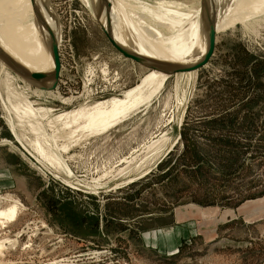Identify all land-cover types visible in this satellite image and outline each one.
I'll use <instances>...</instances> for the list:
<instances>
[{
  "label": "rangeland",
  "instance_id": "obj_1",
  "mask_svg": "<svg viewBox=\"0 0 264 264\" xmlns=\"http://www.w3.org/2000/svg\"><path fill=\"white\" fill-rule=\"evenodd\" d=\"M118 2L117 26L153 49ZM50 3L61 26L57 87L42 90L0 60L10 180L0 209L18 211L0 221V264H264V12L219 31L198 71L168 75L124 58L87 0ZM210 43L200 38L169 65L198 64ZM176 225L186 235L169 251Z\"/></svg>",
  "mask_w": 264,
  "mask_h": 264
},
{
  "label": "bare ground",
  "instance_id": "obj_2",
  "mask_svg": "<svg viewBox=\"0 0 264 264\" xmlns=\"http://www.w3.org/2000/svg\"><path fill=\"white\" fill-rule=\"evenodd\" d=\"M87 1L90 3L97 17L99 0ZM237 1H228L225 4V10L218 12L215 9L217 8L216 2H219V0L204 1L205 3L201 7L203 8L202 10L199 7L201 5L197 9L185 4L176 6L171 2L160 1L158 5H162V9L149 5L150 3L140 5L136 3V5L128 0H119L118 5L121 8L129 4L130 9L126 13L129 14L131 20L147 37L148 48H153L148 50L142 49L135 42L137 40L134 37L131 26L127 22L124 21L123 24V20L120 18L122 23L119 24L120 26H117V12L111 6L112 0L105 1L104 7L107 9V14H104L103 20L107 23L108 29L114 38L129 52L169 65L188 55L192 46L200 38L210 36L208 19L204 13V5L209 8L211 18L215 23L216 32L225 30L231 24L238 21V19L252 18L256 14L264 12V0H240L236 4ZM45 3L50 13L49 19L47 18ZM50 4V0H0V16L4 15L6 18L4 19L11 22L9 25L0 24V49H4L8 55L14 57L13 59L16 61V64L4 59L2 56H0V60L6 66L9 64L8 67L10 69L25 78L30 84L33 80L40 81L41 84L47 86L53 82L55 77L56 66L52 52L54 47L59 46L61 26L58 15ZM233 5H235V8L222 19V16ZM165 10L171 12L165 14ZM176 11L180 13H175ZM150 12H159L160 15L156 16L160 20L157 18L158 22H154L153 20L157 19L150 17ZM174 13L175 16H173ZM145 23L149 24L150 27ZM200 28L201 30L198 31ZM179 50L183 51L166 61H158L164 56L177 53ZM24 63L32 66L31 68L35 71L38 70L41 77L37 78L18 66V64ZM16 211V204L10 205L7 209H0V221L5 218L6 220L13 218L16 215ZM3 242L0 241V250L4 247Z\"/></svg>",
  "mask_w": 264,
  "mask_h": 264
},
{
  "label": "water",
  "instance_id": "obj_3",
  "mask_svg": "<svg viewBox=\"0 0 264 264\" xmlns=\"http://www.w3.org/2000/svg\"><path fill=\"white\" fill-rule=\"evenodd\" d=\"M106 0H99V6H98V14H97V19L99 21V24L101 25L102 30L104 31L105 35L109 39V41L112 43V45L115 47V49L126 59L132 60L138 64L143 65L144 67H147L148 69H155L159 71H163L167 73L168 75H173V74H179V73H185V72H191V71H198L200 68L205 66L209 60L211 59L216 43V28H215V23L211 18L209 8L204 5L205 9V14L208 19L209 23V29H210V35H211V43L208 47V51L205 53L201 61L194 65V66H170L164 62H157L153 61L151 59H148L146 57L139 56L133 52H129L127 49H125L112 35L110 30L108 29L107 23L104 22L103 17L104 14H107V9L104 7ZM45 8L47 12V18H50V13L49 10L47 9L46 3H45ZM53 58L55 62V77L53 80V83L50 85L45 86L44 84H41L40 81H33L32 84L35 85L36 87L41 88L42 90H54L57 87V84L60 79V73H61V61H60V52L58 49V45L53 48ZM0 56H2L4 59L9 60L12 63H15L3 50L0 49Z\"/></svg>",
  "mask_w": 264,
  "mask_h": 264
},
{
  "label": "crops",
  "instance_id": "obj_4",
  "mask_svg": "<svg viewBox=\"0 0 264 264\" xmlns=\"http://www.w3.org/2000/svg\"><path fill=\"white\" fill-rule=\"evenodd\" d=\"M8 172L7 170H4L2 168H0V175L2 177H0V189L4 188L5 185H7V183H9V177H6L8 176ZM9 180V181H8ZM185 229L176 225L174 227L171 228V230L166 234L164 235V242H163V246L167 248V250H171V248L173 249L174 247H178L177 245L178 242H180V239L181 238H184L185 236ZM166 236V237H165ZM170 243H171V246H170ZM170 246V247H169Z\"/></svg>",
  "mask_w": 264,
  "mask_h": 264
}]
</instances>
